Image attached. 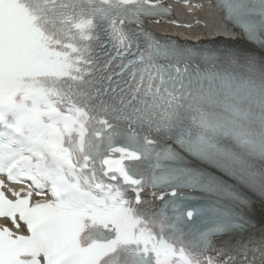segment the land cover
Segmentation results:
<instances>
[{
    "label": "snow or ice",
    "instance_id": "snow-or-ice-1",
    "mask_svg": "<svg viewBox=\"0 0 264 264\" xmlns=\"http://www.w3.org/2000/svg\"><path fill=\"white\" fill-rule=\"evenodd\" d=\"M214 4L240 38L159 37L161 0H0V218L27 230L0 264H202L256 226L264 0Z\"/></svg>",
    "mask_w": 264,
    "mask_h": 264
},
{
    "label": "bare ground",
    "instance_id": "bare-ground-1",
    "mask_svg": "<svg viewBox=\"0 0 264 264\" xmlns=\"http://www.w3.org/2000/svg\"><path fill=\"white\" fill-rule=\"evenodd\" d=\"M190 4L191 5L184 8L183 13L179 16V19H176L181 26L186 24L191 25V27L202 25L203 29L214 26V16L206 6V2L204 0H190ZM185 29L189 30L190 27H185ZM217 31L221 32L220 30H215L214 33H218ZM223 33L224 32H221L219 35ZM202 35L206 36L205 34ZM255 212L263 221L245 235L232 236L227 243L233 250L236 249L237 245L248 246L250 244L264 243V216H261V213H264V206L257 208Z\"/></svg>",
    "mask_w": 264,
    "mask_h": 264
}]
</instances>
